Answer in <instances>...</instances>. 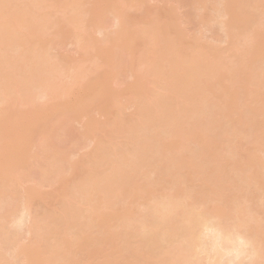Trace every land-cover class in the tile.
<instances>
[{"label":"bare ground","instance_id":"obj_1","mask_svg":"<svg viewBox=\"0 0 264 264\" xmlns=\"http://www.w3.org/2000/svg\"><path fill=\"white\" fill-rule=\"evenodd\" d=\"M45 1L51 4L55 0ZM45 1L0 0V264H264V0H219L221 3L218 0H180L188 11L185 17L190 19H186L202 24L199 33L205 30V35L207 30L216 36L218 30H223L226 41L238 39L240 43L235 40L233 50L229 47L234 55L231 64L226 62L220 40L212 33L215 39L205 38V43L206 35L199 34L201 38L197 39L195 31L196 42L192 48L197 53L192 48L191 55L185 51L191 47L185 44L190 39L189 34L188 38L184 34L187 31H182L185 24L180 21L177 26L173 24L175 27L168 25L180 14H174L178 8L173 10V15L172 9L169 13L168 9H161L157 10L159 13L152 11V16L147 15L151 16L152 23L147 18L151 26L148 24L150 27L146 25L147 28L142 29L144 38L137 34L140 30L134 33L130 29L132 26L135 30L131 23L136 21L131 13L143 7L139 5L143 0H123V4L121 0H98V3L110 1L111 7L107 5L110 11H103L106 4L101 3L103 10L98 6L104 16L110 13L113 18L110 14L102 17L104 13L95 12L98 7L95 0L94 3L71 0L69 5L65 3L69 9L63 6V10L67 7V12L64 11L67 15L58 18L60 26L55 23L60 31L54 28L57 35L51 33V37L65 36L63 38L68 40L73 36L74 40L76 36V44L82 51V54L78 51L80 57L89 59L88 56L95 53L91 56L92 64L90 58L84 59L78 67L72 66V70L66 68L71 82L62 75L66 64L60 67L62 70L58 69L61 61H54L55 64L52 59L58 57L53 58L47 51L52 49L47 45L45 48L49 49L42 48V44H46L41 43L47 33L45 30H48L46 35H50L54 27L50 23L55 22L51 18L52 11L49 12L53 7L49 4L47 7L46 3L44 6ZM89 4L96 7L94 12L90 10L96 17L90 11L91 14L84 12ZM258 7H262V13ZM127 8H132L131 13ZM255 9L261 16H255ZM97 13L101 19L97 18ZM139 18L144 20V16ZM85 22L87 25L80 27ZM168 26L174 27L170 29L175 38L170 36V31L168 34ZM109 29L112 32L108 33ZM219 32L220 38L222 31ZM95 33L104 35L102 38L98 34L104 41L94 37ZM55 37L49 41L55 42ZM92 38L97 42L99 39L104 46L95 40L91 42ZM183 38L187 40L184 42ZM138 40L146 43L139 57L124 54L128 46L132 47L135 41L139 43ZM199 40H204V44L200 43L201 48L197 50ZM208 40L215 41L211 44ZM154 44L162 46L161 50L153 48ZM185 45H188L186 49ZM165 47L172 51V55L171 51L166 53L171 56L167 61L172 66L165 63L168 57L164 55ZM159 50L161 54L163 51L162 55ZM180 51L188 53V62L180 61ZM97 55L102 58L99 61L103 66L97 61ZM124 55H130L131 59ZM69 61L79 63L74 59ZM85 61L91 65L86 66L91 75L85 74ZM121 70H125L129 78L135 71H143L145 76L133 74L134 80L137 82L138 78L141 83L140 78L147 76L148 82L146 78L141 84L137 82L138 88L134 86L135 81L132 82L135 89L129 86V92H124L123 85L114 91L111 88L116 83L112 82L126 74L123 71L121 75ZM147 83L162 92L148 90L151 84L147 88ZM119 89L124 94L132 89L131 102L126 99L127 104L120 103L125 99ZM253 95L259 103L257 109L252 107L254 100L250 104ZM117 97L122 100L115 101ZM90 104H96L99 109ZM120 105H124V109L132 105L136 115L131 114V120L128 119L129 114ZM100 110L105 112L104 118L111 114V117L106 116L109 119L105 118L108 124L98 119ZM95 113L98 116L94 121L92 114ZM75 117L74 120H80L75 121L79 126L85 118L87 125H82V130L94 132L95 126H100L97 123L102 121L106 125H101L102 130L97 127L96 132L104 130L106 133L116 127L120 128V134L113 129L118 139L121 133L126 142L127 135L130 139L126 143L129 148L125 145L120 151L117 148L120 145L114 146V138L108 137L112 130L104 141L97 138L96 132L91 133L95 134L93 142L97 150H92V158L79 166L78 179L71 186L65 177L73 168L71 162H75L74 171L78 167L77 154H67L70 147L67 143L73 144L70 138L75 131L71 124L74 125ZM221 121L226 124L222 132ZM123 122L128 124L123 127ZM88 131L84 130L83 136ZM90 133L88 135L92 136ZM100 134L98 136L105 135ZM63 136L67 142L65 140L63 146L55 145L54 138ZM95 138L93 135L92 139ZM25 180L26 184L32 182L35 188L24 185ZM57 184H62L56 194L58 198L37 190ZM23 186L31 187L36 193L29 189L25 192ZM36 197L44 203L60 199L59 212H46L42 215L43 221L37 222L31 207ZM27 225L28 231L25 230ZM23 229L31 239L30 244L20 242ZM54 234H57L56 240L51 242L49 236ZM237 237L243 238L246 245L236 244ZM82 256L87 259L80 260Z\"/></svg>","mask_w":264,"mask_h":264},{"label":"rangeland","instance_id":"obj_2","mask_svg":"<svg viewBox=\"0 0 264 264\" xmlns=\"http://www.w3.org/2000/svg\"><path fill=\"white\" fill-rule=\"evenodd\" d=\"M44 1H45V0H44ZM49 1H50V0H49ZM55 1H56V2H55ZM55 1H51V4L48 3L49 6L51 5V6L53 7V9L51 8L52 10L49 9V12L52 11V12H51V13H52V14H51V18H53V20H55V22H54V24H52V22L50 23L51 25L54 26V27L52 26L53 28L51 27L52 29L50 28V29H51V30H50V33H49L50 35L47 36L46 34L48 33V30H45V31H47V33L45 32L46 34L44 33V34H45L44 36H47V37L45 38V39H47V41H46L45 39H43V38H44V36H43L41 43H42V42H46V44L43 43L44 45L42 44V48L44 49V51L47 50V49H49V47H50V49H52V50H47V51H48V54H49V55H50V53H51V55L54 56L53 58H57V57H58L57 60H56V59H55V60L52 59L53 62H54V61L57 62L58 60L61 61L60 66H59L58 69L63 68L64 65L66 64L65 67H64V70H65L66 68H67L68 70H70V69L72 70V69H73L72 66H74V68H75V67H78V66L80 65V62H83L84 59H85L86 61H88V60L91 58V56H92L93 54H95V53H91L92 55L88 56L89 59H87V58H83V55H81V57H80V54H82V51H81L80 49H78V45L76 44V43H77L76 40H78V39H76V36H74V37H75L74 40H73V36H72V37L67 36V37H70L68 40L65 39V38H66L65 36H63V37H65V38H63V37L61 38V37H59V36L55 37V36L57 35V34L55 33V30L57 29L58 31H60V28H58L57 25H56V24L59 23V22H58V21H59L58 18H60V17H64V14L67 12V10H66L67 7H64V10H63V6H66L68 3L71 2V0H61V2H62V1L64 2V4H62L63 2L61 3L59 0H55ZM58 1H59L61 4H59ZM68 1H69V2H68ZM91 1H92L91 3H94V2L96 3V1H97V3H98V0H95L94 2H93V0H91ZM112 1L116 2V0H112ZM119 1H120V0H119ZM121 1H122V4H123V0H121ZM136 1H137V0H136ZM141 1H142V0H141ZM141 1H140V2H141ZM143 1H144V0H143ZM143 1H142L141 3H139V5H140V4L143 5V7H142V6H140L141 8L139 7L141 10L138 8L137 5H136V6H137L136 8H138V9H134V11H133L132 13L130 12V11H132V8H130L131 10H129V8H127V10H129L128 12H130L131 15L133 14L134 17H135V19H136V21H134V22H133V20H132L133 24L131 23V25H133V28H134L135 30H132V26H131V27H130L131 31L134 32V33H137L136 30H138V31L140 30V31H139L140 33L138 32L137 34L140 35V37H141V36L144 35L142 29H143V28H147L146 25H147L148 27L151 26L149 22L152 21V20L150 21L151 16H152V14H151L152 11H154V12H158L157 10L160 11L161 9H164V10H165V9H166V10L168 9V10L166 11V12H168L169 9H170V10L172 9V10H171L172 12H170V13H172L171 15H173V10H176V9L178 8V9H177L178 11L174 12L175 15L177 14V12L181 14V15L178 14L177 16L174 15V16H175V18H174L175 20H176L177 17L179 16L178 19H177V21L175 22V20L172 18V21L175 22V23H173L172 21H169V20H171V19L167 20V21H169V22H171V23H168V22H167V23H168V25H169V24H170V25L172 24V26H174V27H175L176 23H178V25H179V23L181 24L180 21H182V22L185 24L187 30H184V29H185V26H184L183 23H182V25H183V27H184L182 31H187V33H184V34L186 35V38H188L187 35L189 34L190 39H188V40H189L188 42L186 41V40H187L186 38H185V39L183 38V40H184V42L186 41L185 44H188V43H189L188 45L191 46V47H190L189 49H186L185 47H187L188 45H185L184 48H185L186 50H185L184 48H183V50L188 51V53L191 55L192 52H191L190 50H191L193 44H194V46H195V42H196L194 39H196V38L198 39L199 34H200V35L203 34V31H205V30H202V33H199L198 30H199V28H200V25H202V24H201L200 22H198V21L195 22V23H193L192 21H191V22L188 21L190 18L185 17V15L188 16V11H187V9H186V6H185L184 2H181L180 0H145V2L143 3ZM41 2L43 3V1H41ZM87 2H90V0H89V1L87 0ZM106 2H107V3H106ZM117 2H118V1H117ZM137 2H138V1H137ZM218 2L221 3V2H223V1L221 0V2H220V1L218 0ZM45 3L47 4V2H46V1L44 2V4H43L44 6L46 5ZM53 3H54V4H53ZM55 3H56L57 5H56ZM65 3H67V4H65ZM97 3H96V4H97ZM99 3H100V4H99ZM99 3H98L97 5H95V6H98V5H99V6H100V9H101V6H102L101 3L103 4V6L106 4V7H105V8L102 6V8H104V10L101 9V10H103L104 12H105L107 9L109 10V8L111 7V6H110L111 4H109L110 1H101V2H99ZM48 4L46 5L47 7H48ZM52 4H53V5H52ZM86 4H87V3H86ZM108 4H109V5H108ZM130 4H131V3H130ZM137 4H138V3H137ZM55 5H56V6H55ZM59 5H60V7L56 8V7L59 6ZM68 5H69V4H68ZM68 5H67V6H68ZM90 5H91V6H90ZM107 5H108V7H109V6H110V7L108 8ZM127 5H128V3H127ZM127 5H126V6H127ZM257 5H259V3H258V4L256 3V6H257ZM54 6H55V7H54ZM86 6H87V5H86ZM86 6L84 7V8H86V10H85L84 12L90 13L91 11H93V10L95 11V10H96V7H94L92 4H89V6H90V7L88 6L89 9H87L88 7H86ZM92 6H93V8H92ZM99 6L97 7V10H96L95 12H99V13L102 12V13H101V15H102L104 12H103V11L100 12ZM124 6H125V4H124ZM126 6H125V8H126ZM129 6H130V5H129ZM131 6H132V5H131ZM131 6H130V7H131ZM133 6H134V5H133ZM260 6H261V5H260ZM260 6H259V7H260ZM175 7H176V8H175ZM259 7H258L257 10L261 11L260 13H262V7H261V8H259ZM54 8H55V11H54ZM84 8H83V9H84ZM90 8H91V9H90ZM94 8H95V9H94ZM123 8H124V7H123ZM133 8H134V7H133ZM173 8H174V9H173ZM255 8H256V7H255ZM68 9H69V6H68ZM260 9H261V10H260ZM87 10H88V11H87ZM90 10H91V11H90ZM108 10H107V11H108ZM124 10H125V9H124ZM127 10H126L125 13H128ZM257 10L255 9L256 12H254V14L257 13L255 16H258V17H259V16H261V15H260V13H259ZM64 11H66V12L64 13ZM89 11H90V12H89ZM94 11H93V12H94ZM107 11H106V12H107ZM109 11H110V10H109ZM149 11H150V12H149ZM263 11H264V10H263ZM70 12H71V11H70ZM70 12H68V13L70 14ZM93 12H91V13H93ZM143 12H145V14H144ZM146 12H149L150 14H148V13L146 14ZM162 12H163V10H162ZM91 13H90V14H91ZM158 13H159V12H158ZM168 13H169V12H168ZM198 13H199V12H198ZM97 14H98V13H97ZM109 14H110V13H108L107 15H109ZM141 14H143V15H141ZM200 14H201V13H200ZM258 14H259V15H258ZM263 14H264V12H263ZM65 15H67V13H66ZM92 15H94V13H93ZM92 15L90 16L91 18H95V17H96L95 15H94L95 17H93ZM101 15L98 14V15H97V18H100V19H101ZM104 15H105V13L102 15V17H109V16H107V15H106V16H104ZM131 15H130V16H131ZM133 15H132V16H133ZM147 15H151V16L148 17ZM154 15H155V13H154ZM154 15H153V16H154ZM157 15H159V14H157ZM85 16L88 17L86 14H85ZM110 16L113 18L112 14H110ZM141 16H144V20H143V18H139V17H141ZM146 16H147V17H146ZM174 16H172V17H174ZM90 17H89V19H90ZM154 17H155V16H154ZM154 17H153V18H154ZM180 17H182V19H181ZM130 18H131V17H130ZM147 18L149 19V22H148V19H147ZM186 18H187L188 20H187ZM256 18H257V17H256ZM61 19H63V18H61ZM89 19H88V20H89ZM100 19H99V20H100ZM110 19H111V18H110ZM132 19H133V17H132ZM135 19H134V20H135ZM180 19H181V20H180ZM199 19H200V18H199ZM199 19H197V20H199ZM260 19H261V17H260ZM260 19H258V22H259ZM142 20H143V21H142ZM178 20H179V22H178ZM192 20H193V19H192ZM61 21H62V20H61ZM61 21H60V22H61ZM144 21H146V23H143ZM165 21H166V20H165ZM193 21H194V20H193ZM195 21H196V19H195ZM199 21H200V20H199ZM256 21H257V19H256ZM112 22H113V21H111V23H112ZM55 23H56V24H55ZM151 23H152V22H151ZM191 23H192L193 25H192ZM196 23H197V24L200 23V24L197 25ZM251 23H252V22H251ZM251 23H250V24H251ZM254 23H255V21H254ZM60 24H61V23H60ZM129 24H130V22H129ZM129 24H128V25H129ZM148 24H149L150 26H149ZM173 24H175V25H173ZM188 24H190V25H188ZM252 24H253V23H252ZM85 25H87L86 22H85L83 25H81L80 27H83V26H85ZM111 25H112V24H111ZM182 25H180V27H181ZM58 26H60V25L58 24ZM129 26H130V25H129ZM172 26H168V29H169V30H167V31H168V34H169V31L171 32L170 34L173 33V29H172V28H174V27H172ZM176 26H177V25H176ZM254 26H255V24H254ZM112 27H113V26H110V29H111ZM170 27H172V28H171L172 30L170 29ZM252 27H253V26H252ZM54 28H56V29L54 30ZM218 28H219V27H218ZM110 29H109L108 33H109L110 31L112 32V30H113V28H112V30H110ZM202 29H203V28H202ZM216 29H217V27L215 28V30H216ZM141 30H142V31H141ZM145 30H146V29H145ZM174 30H175V29H174ZM200 30H201V29H200ZM113 31H114V30H113ZM195 31L198 33V35H197V33H195ZM219 31H222L221 34H220V35H221L220 38H219V36H217V35L220 33ZM234 31H235V30H234ZM82 32H83V31H82ZM82 32H80V33L82 34ZM200 32H201V31H200ZM206 32H207L208 35L205 34V35H206V36H205V35L203 34L205 37L202 35V36L204 37V39H205V38L209 39L210 37H212V34H213L212 31H211L212 34L209 33V31H207V30H206ZM237 32H238V34L240 33V31H237ZM51 33H55L56 35H54V36L51 37ZM174 33H175V32H174ZM194 33H195V34H194ZM204 33H205V32H204ZM214 33H215V32H214ZM83 34H84V33H83ZM98 34H99V33H98ZM98 34L95 33V34H93V35H94V37H95V35H96V38H99V39L101 40V37H102V36H101V34H99V35L101 36V37H100V36H98ZM170 34H169V35H170ZM193 34H194V35H197L196 38L194 37ZM218 34L216 35L217 37L214 36V34H213V36H214L215 38H218V41L220 40L219 43H221V44H219L218 41L216 40V41H217L216 44L218 43L219 46H221V52H222L223 56H225V58L227 57V61L225 60L224 57H223V59H224L226 62L230 61V62H228V63L231 64V59H232L231 56H234L232 50H233V47H235V40H237V42H238V39L235 38V40H233V41H232L231 39H230L231 41H226L225 38L227 39V37H226V36L223 37V34L225 35V33L223 32V30H218ZM234 34H235V32H234ZM52 35H53V34H52ZM93 35H92V36H93ZM185 35H184V37H185ZM60 36H61V35H60ZM170 36H174V34H172V35H170ZM191 36H193V38H192ZM234 36H235V35H234ZM234 36H233V37H234ZM237 36L239 37V35H237ZM48 37H49V39H48ZM54 37H55V39H56L57 41L55 40V42H54V40H53V43H51L52 40H51V41H49V40H50L51 38L54 39ZM103 37H104V35H103ZM103 37H102V38H103ZM143 37H144V36H143ZM145 37H146V36H145ZM145 37H144V38H145ZM199 37H200V36H199ZM214 37H212V39H213ZM57 38H58V39H57ZM59 38H60V39H59ZM96 38H95V39H96ZM104 38H105V37H104ZM172 38H173V37H172ZM174 38H175V36H174ZM191 38H192L194 41H193ZM200 38H201V37H200ZM200 38H199V39H200ZM215 38H214V39H215ZM240 38H242V37H240ZM63 39L66 40L65 43H64V40H63ZM71 39H72V40H71ZM92 39H93V38H92ZM95 39L91 40V42L94 41ZM99 39H98L99 42H97L96 40H95V42L99 43L100 45H101V44L103 45V43H100V42H101V41L103 42L104 40L102 39V40L100 41ZM210 39H211V38H210ZM221 39H223L222 42H221ZM228 39H229V38H228ZM232 39H233V38H232ZM243 39H244V37H243ZM243 39H242V40H243ZM245 39H246V40H244V41L246 42V41H247V36H246ZM59 40H61V41L63 40V41L60 43ZM224 40H225L226 42H224ZM48 41L50 42V45L52 46V48H51V46L47 43ZM138 41H139V43H135L136 41L134 42V45H135V44H138V45L134 46V45L132 44V47H134V49H133L131 46H128V47H130L131 49H133V51H131V49L129 48V50H130L131 52H134V54L131 53L129 50H127L126 52H124V54H125V53H128V54L130 53L131 57L134 56V55H137V57H139L138 55H140L141 50L146 48V45H145L146 43L141 42L140 40H138ZM199 41H200V40H199ZM199 41H198L199 44L196 43V46H198V47L196 48L197 50H198L199 48H201L200 43H203V42H204V40H203V41L201 40L200 42H199ZM208 41H209V40H208ZM212 41H215V40H212ZM212 41H211V42H212ZM239 41H240V39H239ZM206 42H207V40L205 39V43H206ZM209 42H210V41H209ZM209 42H208V43H209ZM211 42H210V43H211ZM231 42H233V43H231ZM245 42H243V43L241 42V43L244 44ZM39 43H40V42H39ZM54 43H55L57 46H54V45H55ZM58 43H60V44H58ZM106 43H107V42H106ZM239 43H240V42H238V44H239ZM104 44H105V43H104ZM197 44H198V45H197ZM203 44H204V43H203ZM211 44H213V43H211ZM238 44L236 43V46H237ZM242 44H241V45H242ZM38 45H39V44H38ZM40 45H41V44H40ZM46 45L49 46V47H48V48H45ZM105 45H106V44H105ZM154 45H155V47L153 46V48H155L156 50H158V48H159L158 45H157V44H154ZM159 45L161 46L162 44H159ZM53 46H54V47H53ZM58 46H60V47H58ZM76 46H77V47H76ZM103 46H104V45H103ZM194 46H193V47H194ZM216 46H217V45H216ZM56 47H58V48H56ZM135 47H136V48H135ZM161 47H162V46H161ZM161 47H160V48H161ZM179 47H180V46H179ZM229 47L232 49L231 51H229V49H230ZM39 48H40V46H39ZM55 48H56V49H55ZM160 48H159V49H160ZM167 48H170V47L167 46ZM167 48L165 47L166 50H167ZM218 48H219V47H218ZM40 49H41V48H40ZM192 49L196 52L195 48H192ZM219 49H220V48H219ZM160 50H161V49H160ZM160 50H159V51H160ZM163 50H164V49H163ZM166 50H164V52H165L164 55H165L166 53L169 54V51H171V49H168V50H167L168 52H167ZM42 51H43V50H42ZM44 51H43V52H44ZM78 51L80 52V54H79ZM92 51H93V50H92ZM135 51H136L137 53H136ZM178 51H179V50H178ZM199 51H200V50H199ZM76 52H77V53H76ZM93 52H95V51H93ZM135 53H136V54H135ZM188 53H186V52H184V51H180V53H178V55H179L180 57H179V56H177V57L180 58V61H181L182 59H185V60L187 61L188 56H189ZM196 53H197V52H196ZM160 54H161V51H160ZM162 54H163V51H162ZM162 54H161V55H162ZM168 54H166L165 57L168 56ZM170 54L172 55V51L170 52ZM51 55H50V56H51ZM55 55H56V56H55ZM130 55H128V56H127V55H124V56H125V57L127 56L129 59H131V58H130ZM196 55H197V54H196ZM60 56H61V57L64 56L65 58H67V59H66V62H67V60L69 61V60H73V59H74V61L76 60V61L79 62V63H78V64H75V63L73 64V63H70V62H72V61H69V64H68V62L66 63V62L64 61L65 58H64V57L61 58ZM97 56H98V55H97ZM97 56H96V58H97ZM92 57H93V56H92ZM94 57H95V55H94ZM98 57H99L98 60H97V59H95V60L99 61L101 57H100V56H98ZM135 57H136V56H134V57H132V58H135ZM137 57H136V58H137ZM163 57H164V56H163ZM165 57L163 58V60L165 59ZM170 57H171L170 55H169L168 57H166V61H167ZM177 57H175V58H177ZM189 57H190V56H189ZM191 57H192V56H191ZM229 57H230V59H229ZM51 58H52V57H51ZM60 58H61V59H60ZM68 58H69V59H68ZM80 58H81V59L83 58V59L81 60ZM101 59H102V58H101ZM124 60L129 61L127 58H125ZM177 60H178V59H177ZM234 60H236V59L234 58ZM86 61H85L86 65L83 64V65H85L83 68H85L86 66H89V65H90V63H89V65H88V62H86ZM91 61H94V59L92 60V58H91L89 62H91ZM56 62H54V63L57 64ZM137 62H138V61H137ZM137 62H136V63H137ZM163 62H165V61H163ZM187 62H188V61H187ZM232 62H234L233 59H232ZM64 63H65V64H64ZM83 63H84V62H83ZM99 63L102 64L101 61H99ZM103 63H104V62H103ZM139 63H140V62H139ZM139 63H138V65H139ZM152 63H153V62H152ZM152 63H150V65H151ZM155 63H156V62H155ZM155 63H154L153 65H156ZM165 63H168V61L165 62ZM169 63H171V62H169ZM169 63H168V64H169ZM58 64H59V63H58ZM91 64H92V62H91ZM143 64H144V63H142V70L145 69V68H143V67H144ZM168 64H167V65H168ZM184 64H185V61H184ZM186 64H188V63H186ZM186 64H185V65H186ZM62 65H63V66H62ZM99 65H100V64H99ZM144 65H145V64H144ZM146 65H147V64H146ZM148 65H149V64H148ZM164 65L166 66V64H164ZM81 66H82V64H81ZM101 66H103V64H102ZM168 66H172V64H171V65L169 64ZM168 66H166V67L168 68ZM60 67H61V68H60ZM70 67H71V68H70ZM90 67H91V65H90ZM145 67L147 68V66H145ZM148 67H149V66H148ZM69 68H70V69H69ZM87 68H88V67H86V69H87ZM140 68H141V66H140ZM67 69H66V71H63V70L61 69V70H62V75H63V76H64V75L66 76V74L69 75L70 72H68ZM76 69H77V68H76ZM149 69H150V67H149ZM81 70H82V71H85V69H84V70L81 69ZM126 70H127V69H126ZM128 70H129V69H128ZM128 70H127V72L129 73L130 70H129V71H128ZM139 70H141V69H139ZM139 70H138V71H139ZM169 70H170V68H169ZM57 71H58V70H57ZM123 71L125 72V70H123ZM123 71L121 70V73H120V72H119V73L122 75V74L124 73ZM59 72L61 73V71H59ZM59 72H58V74H59ZM66 72H67V73H66ZM71 72H73V71H71ZM88 72H89V74H90L89 69H87V70L85 71V74H87ZM122 72H123V73H122ZM127 72H125L126 74H124V75L121 76V77H122V78H120L121 80L119 79L120 82H119V80H117V82H115L116 79H115V80H114L113 78L111 79V80H114V82H112V83H116V85H117V87H116V85H114V86L116 87V88H114V86H113V84H112V87H113V88H111L112 90L115 91V89H117L118 86L123 85V90H124V92H125V90L129 92V89H130L129 86L134 90V89L136 88V86H137V88L140 86L139 84H141L142 81H143L145 78H146V79L148 78V77L146 76V77H144V79H142L143 76H145V74L143 75V71H141L142 73H140V71H139V72L135 71L137 75L142 76V78H140V82H141V83H139L138 78H137V82L139 83V84L137 85V84H136L137 82L134 80V76H133V74H135V73L131 74V76L133 77V79H132L131 76H130V78H129V74H130V73L128 74ZM147 72H148V71H147ZM64 73H65V74H64ZM131 73H132V72H131ZM139 73H140V74H139ZM148 73H149V72H148ZM148 73H146V74H148ZM58 74H57V75H58ZM120 74H118V78L120 77V76H119ZM136 74H135V76H136ZM59 75H60V74H59ZM71 75H72V74H71ZM90 75H91V74H90ZM63 76H62V77H63ZM69 76H70V75H69ZM69 76H66V77L68 78V81L70 80V79H69V78H70ZM116 76H117V75H116ZM116 76H115V77H116ZM62 77H61V81H62ZM66 77H64V78H66ZM115 77H114V78H115ZM64 78H63V79H64ZM118 78H117V79H118ZM59 79H60V76H59ZM65 80H66V81H64V83H65V82L67 83V79H65ZM57 81L59 82V80H57ZM61 81H60V82H61ZM83 81H84V80H83ZM134 81H135V83H134ZM69 82H71V80H70ZM132 82L134 83L135 88L133 87V83H132ZM145 82H146V81H144V83H145ZM147 82H148V79H147ZM109 83H110V82H109ZM228 83H229V82H226L227 85H230V83H229V84H228ZM125 84H126V85H125ZM135 84H136V85H135ZM147 84H148V85H145V84H144V85L147 86V88H148V86H149L151 83H150V84L147 83ZM144 85H143V86H144ZM227 85H226V86H227ZM110 86H111V84H110ZM126 86H127L128 88H127ZM145 86H144V87H145ZM124 87H125V89H124ZM150 87H151V88H150V89L148 88V90H153V89H154L155 91L158 90L157 88H155V87H156L155 85H152V84H151ZM259 87H260V86H259ZM120 88L122 89V87H120ZM126 88H127V89H126ZM132 89L130 90V93H128V94H127V93L124 94V92H123V91H120V89H119V91H120L122 94H124L123 99H125V101L123 102V100H122L121 98H119V97H121V94L119 95V97H117V98L115 99V101L118 100V99H121L122 102L119 100L121 104L126 103V102L128 101V100L126 101V99H129V100L131 99V98H130V95L132 94V92H131ZM159 89H160V88H159ZM117 90H118V89H117ZM117 90H116V92H117ZM154 90H153V91H154ZM153 91L151 92V94H153ZM160 91H161V90H158L157 92L160 93ZM161 92H162V91H161ZM159 93H158V94H159ZM218 93H219V92H218ZM219 94H220V93H219ZM127 97H129V98H127ZM252 97H253V98H251L252 102H250V101H249V102H250V104H251V103H253V100H254L255 102H254V104H252V105H254V106H252V105H251V106L254 107V109H257V108L259 107V103L254 99V95H253ZM249 99H250V98H249ZM45 100H47V99H46V98L43 99V101H45ZM49 100H50V99H48L47 105H48V103H49ZM177 100H179V99H177ZM246 100H248V99H245V101H246ZM40 101H41V103L43 102L42 99H41ZM128 102H129V101H128ZM130 102H131V100H130ZM246 102H247V101H246ZM117 103H118V102H117ZM148 103H149V102H147V104H148ZM244 103H245V102H244ZM38 104L40 105V102H39ZM42 104H43V105H44V104L46 105V101L43 102ZM42 104L40 105V107L43 106ZM50 104H51V102H50ZM93 104H94V103H93ZM126 104H127V103H126ZM126 104H125V106L128 107V105H126ZM149 104H150V103H149ZM246 104H247V103H246ZM45 105H44V107H45ZM90 105H91V104H90ZM95 105H96V104H95ZM95 105H94V106H95ZM91 106L94 107L93 105H91ZM120 106H121V105H120ZM120 106H119V107H120ZM131 106H132V105H130V107H131ZM95 107L97 108V106H95ZM95 107H94V108H95ZM121 107H122V106H121ZM127 107L124 109V105H123L122 108L126 111V114H129L128 116H130V117L127 116V118L131 120V114L136 115V112H135V110L133 109V106L131 107L132 109H131L130 107H129V108H127ZM94 108H91L92 111H94ZM134 108H135V107H134ZM98 109H99V108H97V110H98ZM120 109H121V108H120ZM123 109H122V110H123ZM122 110H120V111H122ZM124 110H123V112H124ZM101 111H103V110H100V111H99L101 115L99 114V112L97 113L98 115L102 116L101 118H100V116H99L98 119H100V120L102 119V121L104 120L103 122H105V121H106L105 118H106V116H108L109 114H107V115L105 116V118H104L103 116L105 115V114H104L105 112H101ZM96 112H97V111H96ZM92 113H93V112H92ZM124 113H125V112H124ZM95 114H96V113H95ZM97 114H96V115L92 114L93 116L91 115V116L93 117V120L97 118V117H96V116H98ZM126 114H125V115H126ZM110 115H111V114H110ZM110 115H109V117H111ZM113 115H114V114H113ZM122 116L124 117V114H123V113H122ZM80 117H81V116H80ZM87 117H88V116H87ZM87 117H86V118H87ZM94 117H95V118H94ZM109 117L106 118V119H109ZM125 117H126V116H125ZM81 118H82V117H81ZM89 118H90V117H88V119H86V121H88V120L90 121ZM112 118H114V117H112ZM112 118H111V120H112ZM127 118H126V122H128V121H127ZM132 118H134V117H132ZM74 119H77V117H75V118L72 119V123H73V121H74V125H75V124H78V123L75 122V121H77V120H74ZM78 119H79V118H78ZM84 119H85V118L83 117V120H81L82 123H80V124H81L80 126H79V124L76 125L77 128H76L73 124H71V125H72V126H71V127H72V131H75L74 133L72 132V135H71V138H70V141H72L73 144H70V142L67 143L70 147L66 144V146L69 147V152H68L67 154L69 155V153H70V155H71V153H74V154L76 153L77 155H76V154H75V155H76L77 157H76L75 161L77 160L76 162H78V165L76 164V165L78 166V167H76V169H77L76 171H74V167H75L74 164H75V162H71V164L74 163V164H72V165H73V168L71 167L72 169H71V170L68 172V174L66 175L67 180H66V177H65V181H66L69 185H71V186H72V185L75 183V181L78 179V178H77V172L79 171V166H81V164H83V163H85L86 161H88V158H89V157L92 158V156H91L90 154L95 150V148H94L95 144H94V142H93V140H94V141L96 140V138H95V134H97V135H96L97 138L100 137L101 140H103V138H104V140H105V137H107L108 135H109V136H108L109 138H111V137H112L111 139L114 138V139L112 140V141H113L112 143H113V145H114V144H117V145L119 144L120 146H122V147H120V146L117 147L120 151L124 150L123 147L126 145V143L128 144V139H130V138L128 137V135H127V137H126V138H127V142H126V141H125L126 139L124 140V137H125V136H122L124 133H123V134L121 133V136H119V139H118V135H117V134L115 135V131H116V130L118 131L120 128L115 129V128H116V127H115V128L110 129V127L108 128L109 125L107 126V128H108V130H109V129L112 130L113 133L111 132V134H108V133L110 132V130H109V131L106 130V133H105L104 130H103L104 132H103V131H100V133L102 132V133H104L105 135H101L102 133L100 134L99 131L96 132V131L98 130V128H99L100 130H102V126H101L102 124H103V126L106 125V124H104L102 121H101V123H97V124H99L100 126H98V125L96 124L97 126H95V129H94V132H96L95 134H91V133H94V132H91V133H90V132L88 131V129H87L88 134L90 133V135H92V136H89L88 134H86V135L83 136V131H84V130H85V132L87 133L86 129H84V130L80 129V128H82L83 126H86V125H87V124H85V120H84ZM98 119H97V120H98ZM114 119H115V118H114ZM114 119H113V120H114ZM111 120H109V121H111ZM113 120H112V121H113ZM121 120H122V119H121ZM89 121H88V122H89ZM94 121H95V120H94ZM98 121H99V120H98ZM107 121H108V120H107ZM107 121H106V123H107ZM224 121H225V120H224ZM224 121H221V122H222V125H221V126H222V130H221V132L224 131V130H223V126L226 125V124H225L226 121H225V122H224ZM77 122H80V120H78ZM83 122H84V123H83ZM88 122H87V123H88ZM118 122L120 123L119 120H118ZM118 122H117V125H118ZM108 123H109V122H108ZM108 123H107V124H108ZM121 123H122V121H121ZM130 123H131V122H130ZM123 124H124V122H123ZM123 124H122V125H123ZM127 124H128V123H125V124L123 125V127H124L125 125H127ZM82 125H83V126H82ZM122 125H121V126H122ZM73 126H74V127H73ZM81 126H82V127H81ZM110 126H112V125H110ZM97 127H98V128H97ZM100 127H101V128H100ZM113 127H114V126H113ZM117 127H118V126H117ZM119 127H120V126H119ZM73 128H74V129L76 128V129L73 130ZM84 128H85V127H84ZM87 128H88V127H87ZM103 128H104V127H103ZM91 129H92V128L89 127V130H91ZM96 129H97V130H96ZM104 129H105V128H104ZM113 129H115V131H114ZM121 130H122V129H121ZM91 131H92V130H91ZM117 131H116V132H117ZM119 131H120V130H119ZM119 131H118V132H119ZM85 132H84V133H85ZM118 132H117V133H118ZM123 132H126V131H123ZM218 132H220V129H218ZM99 134H100L101 136H98ZM106 134H108V135H106ZM112 134H114V135H112ZM119 134H120V132H119ZM125 134H127V133H125ZM87 135H88V136H87ZM93 135H94V138H95V139H92V138H93ZM110 135H112V136H110ZM85 136H86V137H85ZM114 136H115L116 138H115ZM108 137H107V138H108ZM121 138H122L123 140H121ZM91 139H92V140H91ZM111 139H110V140H111ZM56 140H57V142L55 143V145H58V143H59L60 145L63 146V145H64L63 142H64L65 140H66V142H67L68 139H66V137L63 136V137H55V138H54V141H56ZM58 140H59V141H58ZM104 140H103V141H104ZM114 140H117L118 142L115 141V143H114ZM89 141H90L91 144L93 143V145H89V146H87L88 144H90ZM106 141H107V139H106ZM106 141H105V142H106ZM72 142H71V143H72ZM96 142H98V140H97ZM100 142H101V141H100ZM105 142H104V144H105ZM110 142H111V141H110ZM122 142H123V143H122ZM124 142H125V143H124ZM130 142H131V141H130ZM76 143H78L79 146H80V145H81V146H80V147L77 146ZM123 144H124V145H123ZM106 145H108V144H106ZM110 145H111V144H110ZM110 145H109V146H110ZM113 145H112V147H113ZM96 146H97V144H96ZM109 146H108V147H109ZM114 146H115V145H114ZM126 146H128V148H129V145H126ZM112 147H109V149L112 148ZM53 148L56 149L55 147H53ZM96 148H97V147H96ZM105 148H106V147H105ZM105 148H104V149H105ZM117 148H116V149H117ZM120 148H121L122 150H121ZM126 149H127V148H126ZM92 150H93V151H92ZM96 150H97V149H96ZM96 150H95V151H96ZM119 150H117V151L119 152ZM74 154H72V157H73ZM93 154H94V153H92V155H93ZM260 154L263 156V153H262V152H261ZM70 155H69V156H70ZM73 159H74V157H73ZM73 159L70 158L69 160H73ZM89 159H90V158H89ZM22 160H23V162H24L25 159L23 158ZM79 160H80V161H79ZM91 160H92V159H91ZM73 161H74V160H73ZM31 163H32V161L30 160V164H31ZM69 163H70V161H69ZM262 164L264 165V162H263ZM72 165H71V166H72ZM263 165H262V166H263ZM262 170H264V168H263ZM32 171H33V173H35V169H32ZM263 173H264V171H263ZM26 181H27V180L24 181V182H25L24 185H26V186H28V187H29V186H32V187L35 188L34 185H31V183H32L31 181H30L31 183L29 182L30 184L27 183L28 185L26 184ZM24 182H23V183H24ZM32 184H33V183H32ZM26 186H23V190H24V191L26 190V191L28 192L27 189H29V191H30V190H31V191L34 190V189L32 190L31 187H30V188L27 187V189H25ZM60 186H62V184H57V185H55L53 188H52V187L50 188L49 186L46 185L45 187H43V189H40V188H39V189H37V190H38V191H42V190H43V191H42L43 194H45L44 191H45L46 193H49V192H50V193L53 194V197H54V195H56L57 192L59 191V189L61 188ZM24 191H22V192H24ZM26 191H25V192H26ZM42 192H40V193H42ZM34 193H36L35 190H34ZM55 197L58 198L57 195H56ZM60 202H61L60 199H58V201H57V199H55V200L53 199V201L51 200V202L44 203L42 200H40L39 197H36V198L34 199V203H32L33 206H31V207H32V212L34 213V216L36 217L37 222H40V223H41L42 215L44 216V213H46V212H47V213L50 212V214H51V212H52V213H54V212H55V213H58V212H59L58 209H59V206H60ZM34 220H35V219H34ZM42 221H43V220H42ZM37 222H36V223H37ZM44 222H45V221H44ZM31 223H32V222H31ZM27 224H28L29 227H30V224H29V223H27ZM28 225H27V227L25 226L26 229L24 228L26 231H28L27 229H29V228H28ZM24 229H23L22 231H24ZM26 231L23 232V234H22V238H23V240L20 241V242H22L21 244H23V245H24V244H30V241H31L30 237H29L28 235H26V233H27ZM53 233H54V232H53ZM56 235H57V234H54V236H52V235L49 236V237L52 239L51 242H53V240H54V241L56 240V238H55V237H57ZM58 236L60 237L59 234H58ZM61 236H62V235H61ZM59 237H58V238H59ZM50 238H49V240H50ZM69 239H70V238H69ZM86 259H87V258L84 257V256H82V257L80 258V260H82V261H85Z\"/></svg>","mask_w":264,"mask_h":264},{"label":"clouds","instance_id":"obj_3","mask_svg":"<svg viewBox=\"0 0 264 264\" xmlns=\"http://www.w3.org/2000/svg\"><path fill=\"white\" fill-rule=\"evenodd\" d=\"M236 244H238L239 246L243 247V246L246 245V242L243 240V238L237 237Z\"/></svg>","mask_w":264,"mask_h":264}]
</instances>
